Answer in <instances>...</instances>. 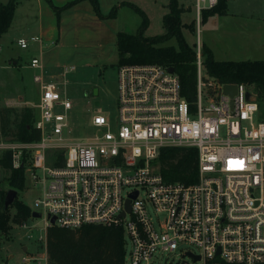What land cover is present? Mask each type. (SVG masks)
<instances>
[{"label": "built area", "instance_id": "built-area-1", "mask_svg": "<svg viewBox=\"0 0 264 264\" xmlns=\"http://www.w3.org/2000/svg\"><path fill=\"white\" fill-rule=\"evenodd\" d=\"M217 4L193 0L198 39L203 13ZM17 44L26 50L42 39L21 38ZM195 53L193 103L182 96L179 77L168 67L121 66L115 130L97 114L91 120L95 133L78 142L66 132L71 100L59 83L46 79L41 59H31L29 68L41 71L33 76L40 88L34 108L41 138L29 145L3 143L0 149L13 152L15 167L22 165L23 150L31 151L32 178L42 189L35 207L45 220V235L38 238L42 251L25 247L17 264H51L47 230L54 226L120 227L131 243L130 264H150L157 252H175L180 244L198 251H187L190 261L181 264H264V120L258 96L244 83L224 84L211 76L199 42ZM226 85L237 87L234 98L224 94ZM249 93L257 100L250 101ZM61 108L64 113H57ZM184 147L197 150V180L167 181L162 151ZM21 227L32 229L27 220Z\"/></svg>", "mask_w": 264, "mask_h": 264}, {"label": "rangeland", "instance_id": "rangeland-1", "mask_svg": "<svg viewBox=\"0 0 264 264\" xmlns=\"http://www.w3.org/2000/svg\"><path fill=\"white\" fill-rule=\"evenodd\" d=\"M127 1V0H126ZM140 7L149 19V27L145 37L155 38L165 34L162 20V10L156 8L153 0H129ZM183 10L182 22L183 35L187 44L196 52L198 42L200 46L211 47L215 52L217 60L242 61L247 59H264V0H231V12L228 16L221 17L219 22L202 23L201 34L198 39V26L195 24V12L193 0H179ZM119 23L126 33L135 34L142 23V17L132 8L123 7L119 11ZM195 25V31L190 27ZM33 35L23 37L30 40ZM90 42V41H89ZM6 40H0V111L13 109L21 113L24 108H31L40 100V88L34 82V74L41 73L40 70L29 68V63L35 52V45L31 44L29 49L23 50L18 44L8 45ZM9 46V47H8ZM160 46H173L178 49L175 39L161 43ZM52 49H55L52 48ZM203 52V50H202ZM36 55H39L36 53ZM53 62L46 64L44 74L49 81H55L61 85L63 96L71 100L73 109L68 113L67 135L73 141H86L95 133L91 125L94 115H104L111 123L114 131L117 121V79H118V51L117 47L111 52L102 54L100 52H82L73 48L72 37H68V45L64 49H56L52 52ZM203 62L205 63V57ZM40 59V58H39ZM43 65V63H42ZM124 66V65H122ZM44 67V66H43ZM66 68L74 70L65 73ZM249 90L258 96L252 86L247 85ZM260 105L259 118L264 119V101L258 97ZM57 113H64L61 108ZM12 145L20 143L13 141L10 137L4 138L0 129V145ZM29 145L31 143H21ZM8 150L0 149V213H5L4 219H8L5 230L0 231V264H17L25 255L24 248L29 252L42 251L38 238L45 235V220L43 218H29V227L23 229L22 222L14 221L16 214L15 204L17 202L25 205L33 212H39L35 207V201L42 198V189L36 186L32 178V154L29 149H24L21 155V166L23 175L20 177L24 182V189L17 190L11 185L13 170L5 169L1 164L4 153ZM13 153V152H12ZM57 154L50 153L52 158ZM18 192L10 206L6 207L7 195L10 191ZM4 195V197H2ZM156 226L158 221L154 210L150 209ZM164 220L165 215H159ZM36 225V227H35ZM31 237V238H30ZM126 264H130L129 256L131 243L126 238ZM44 246V244H43ZM197 249L188 244H180L178 250L172 253L157 252L150 264H181L190 261L185 253Z\"/></svg>", "mask_w": 264, "mask_h": 264}, {"label": "trees", "instance_id": "trees-1", "mask_svg": "<svg viewBox=\"0 0 264 264\" xmlns=\"http://www.w3.org/2000/svg\"><path fill=\"white\" fill-rule=\"evenodd\" d=\"M57 13L58 20L63 11L84 0H75L64 7H56L52 0H46ZM96 14L102 19L115 18L117 7L108 15H103L99 0H88ZM230 0H218V4L203 13V25L215 15H225ZM18 0H10L7 4L0 2V39L9 31L12 24ZM135 10L142 23L135 34L120 32L117 36L118 65L159 64L174 68L179 77L182 96L189 102L196 100L197 65L196 53L187 44L183 35V10L179 0H170L168 13L163 17L165 34L160 37L148 38L145 33L149 27L146 13L138 6L124 3ZM195 31V25L190 27ZM175 39L178 49L173 46H160L161 43ZM202 55L205 57V67L208 73L224 84H246L252 86L264 101V61H218L212 50L202 45ZM38 111L24 108L21 113L13 109L0 111V129L4 138L10 137L15 142L33 143L41 138L35 128ZM264 120V119H263ZM161 169L167 181L186 184L193 183L198 176V153L193 148H167L161 154ZM2 166L13 170L11 185L17 190L24 189L20 178L23 168L14 169L12 152L6 151L1 159ZM4 197V195L2 196ZM14 221L22 222L32 217L31 211L25 205L15 204ZM5 213H0V231L7 227L8 219ZM47 251L51 264H124L126 259V242L124 231L120 227L84 226L78 230L50 227L47 230Z\"/></svg>", "mask_w": 264, "mask_h": 264}, {"label": "crops", "instance_id": "crops-1", "mask_svg": "<svg viewBox=\"0 0 264 264\" xmlns=\"http://www.w3.org/2000/svg\"><path fill=\"white\" fill-rule=\"evenodd\" d=\"M9 1L0 0L3 4H7ZM73 1L75 0H52V3L56 7H64ZM169 1H151L156 8L162 10V20L168 13ZM99 3L103 15H108L114 7H117L116 17L111 19L100 18L96 14L91 2L84 0L63 11L60 15V20H58L57 13L46 0H18L10 29L0 40L3 41L7 38L6 44L12 46L17 44V41L23 37L30 35L39 36L42 39V45L35 44V52L39 55L34 53L32 57L41 59L44 71L46 64L53 62L49 54L55 52L56 49L66 48L68 45V37H72L73 48H78L80 51L87 53L93 49L95 53L98 51L106 54V52H111L112 48L117 47L118 34L125 32L119 23L120 9L129 7L124 5V3L136 4L129 0H99ZM230 5L231 0L228 3V9L225 15H215L209 18L206 24L211 21L219 22L221 17L228 16L229 12H231ZM54 47L55 49H52ZM209 48L215 57L214 50L210 46ZM242 61H264V59H247Z\"/></svg>", "mask_w": 264, "mask_h": 264}, {"label": "water", "instance_id": "water-1", "mask_svg": "<svg viewBox=\"0 0 264 264\" xmlns=\"http://www.w3.org/2000/svg\"><path fill=\"white\" fill-rule=\"evenodd\" d=\"M169 72L173 74V73H175V69L169 68ZM236 92H237V87L235 85H226L224 87V94L230 96L231 98H234V96L236 95ZM247 97L250 101H253V102L257 100V98L250 93L247 95ZM17 194H18V192L15 190H12L8 193L7 199H6V207L10 206V204L13 203ZM137 195H138V193H135L131 196V198L135 199L137 197ZM127 211L128 212L130 211V200H128V202H127ZM32 216L34 218H40L41 214L38 212H33ZM124 216H125V213L122 214V217H124ZM54 222H55V219H52V223H54Z\"/></svg>", "mask_w": 264, "mask_h": 264}, {"label": "snow or ice", "instance_id": "snow-or-ice-1", "mask_svg": "<svg viewBox=\"0 0 264 264\" xmlns=\"http://www.w3.org/2000/svg\"><path fill=\"white\" fill-rule=\"evenodd\" d=\"M236 163H238V164H239V163H241V162L237 161Z\"/></svg>", "mask_w": 264, "mask_h": 264}]
</instances>
